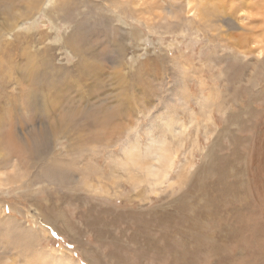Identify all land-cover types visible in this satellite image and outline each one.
<instances>
[{"label": "rangeland", "instance_id": "obj_1", "mask_svg": "<svg viewBox=\"0 0 264 264\" xmlns=\"http://www.w3.org/2000/svg\"><path fill=\"white\" fill-rule=\"evenodd\" d=\"M0 263L264 264V0H0Z\"/></svg>", "mask_w": 264, "mask_h": 264}, {"label": "bare ground", "instance_id": "obj_2", "mask_svg": "<svg viewBox=\"0 0 264 264\" xmlns=\"http://www.w3.org/2000/svg\"><path fill=\"white\" fill-rule=\"evenodd\" d=\"M28 19H30V16H27L26 18H25V20H28ZM24 20V21H25ZM127 154H129V155H131V149H127L126 151H125ZM152 153V159H156L158 162H160V160L163 158V156H162V154H160L159 152H157V151H151ZM153 161V160H152ZM137 163L140 165H143L144 163L142 162V161H139V160H137ZM155 163V162H154ZM153 163V164H154ZM153 164H148V163H146V165L147 166H145V167H147V173H149L150 175H152V176H154V178H156L155 176L157 175V173H158V171L160 170H155L156 168H157V166H156V168H154L155 166L153 165ZM170 165H171V158H170V160H169V162H167V164L165 165V169H166V171H167V169L168 168H170ZM144 166V165H143ZM154 166V167H153ZM144 168V167H143ZM2 260V259H1ZM1 264V263H0ZM7 264H9V263H7Z\"/></svg>", "mask_w": 264, "mask_h": 264}]
</instances>
